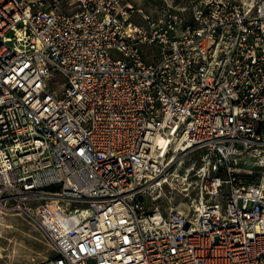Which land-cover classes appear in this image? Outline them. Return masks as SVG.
Segmentation results:
<instances>
[{"label": "built area", "instance_id": "1", "mask_svg": "<svg viewBox=\"0 0 264 264\" xmlns=\"http://www.w3.org/2000/svg\"><path fill=\"white\" fill-rule=\"evenodd\" d=\"M134 1L0 0V210L36 207L43 264H264V185L235 170L264 145V0ZM189 151L217 199L150 209Z\"/></svg>", "mask_w": 264, "mask_h": 264}, {"label": "rangeland", "instance_id": "2", "mask_svg": "<svg viewBox=\"0 0 264 264\" xmlns=\"http://www.w3.org/2000/svg\"><path fill=\"white\" fill-rule=\"evenodd\" d=\"M194 1H173L174 11L186 22L191 20L190 9ZM133 7L136 10L133 21L143 24L140 12L156 19L163 14L166 5L163 0H135ZM202 156L203 152L197 151L172 153L165 173L155 178L156 183L151 181L146 187L145 198L149 208L158 207L163 212H168L171 208L188 211L195 200H216V197L208 193L212 181L217 176L226 178L227 175L224 172L213 173L208 168L201 171L204 166ZM174 158L176 160L172 162ZM189 168H192L190 172L187 171ZM235 170L239 172L238 178L247 183L264 185V145L258 151L243 157L235 165ZM159 183L162 184L158 185ZM33 208L32 215L0 210V264H43L57 256L45 228L41 226L40 218H35L36 207Z\"/></svg>", "mask_w": 264, "mask_h": 264}, {"label": "bare ground", "instance_id": "3", "mask_svg": "<svg viewBox=\"0 0 264 264\" xmlns=\"http://www.w3.org/2000/svg\"><path fill=\"white\" fill-rule=\"evenodd\" d=\"M175 158L172 160V162H175ZM181 165H183V162L181 163ZM192 170V168L190 169H187V171L188 172H190ZM204 170H206V168L204 169ZM176 177H179V175H176ZM158 180V179H157ZM151 181H154L155 183H156V180H155V178L154 179H152ZM162 183H159L158 185H161ZM155 187V186H154ZM49 209H50V211L51 212H53L54 210H56L57 209V203L56 202H54V203H51L49 206ZM0 212H2V211H0ZM58 212H60V211H58ZM50 220H52V221H55L56 220V218H55V216L52 214V213H49V215H47V221H50ZM46 220H45V222H47ZM44 223H41V226L43 225Z\"/></svg>", "mask_w": 264, "mask_h": 264}]
</instances>
